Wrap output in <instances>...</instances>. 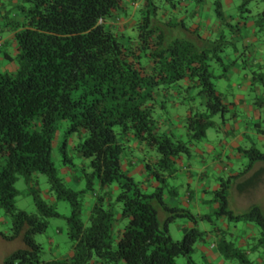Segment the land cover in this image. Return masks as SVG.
<instances>
[{"label":"trees","instance_id":"trees-1","mask_svg":"<svg viewBox=\"0 0 264 264\" xmlns=\"http://www.w3.org/2000/svg\"><path fill=\"white\" fill-rule=\"evenodd\" d=\"M122 1L22 0L17 5L20 21L11 14L13 8L0 0V9L7 7L3 27L13 30L15 42L13 56L3 49L0 55L18 63L15 70L0 69V209L10 223L0 236L21 243L2 264H178L181 256L185 264H197V246L209 233L194 227L181 240L173 239L171 222L196 218L188 209L167 205L164 195L177 194L169 179L178 170V158L191 155L192 145L204 142L209 128H218L215 118L229 113L215 83L232 67L225 51L232 48L238 53L236 60L245 61L246 49L239 52L227 38L225 30L235 29L220 0L215 10L223 27L215 38L204 37L201 29L185 19L166 17L167 10L176 7L172 0L161 5L146 0L137 34L129 40L103 22ZM253 2L264 0H243L240 19L246 20ZM254 24L257 32L264 30V9L254 16ZM252 75L264 88V66L252 70ZM186 79L183 90L196 89L187 100L204 96L206 101L200 100L197 110L186 117L184 140L159 130L156 108L166 107L164 100L157 101L161 89ZM255 104L264 115V94L255 97ZM61 129L64 135L58 148L71 173L81 174L83 188L70 186L54 162V142ZM259 130L264 133V128ZM131 134L155 149V161L145 165L149 178L159 182L152 191L123 169L126 145L122 138ZM72 135L79 139L71 146L78 152L79 166L67 152ZM241 150L247 163L238 175L221 179L215 198L219 206L207 217L213 224L219 219L251 222L260 231L244 248L235 236L220 229L217 247L227 264H255L251 254L264 251L261 206L253 205L240 214L229 208L233 179L264 162V151L255 144ZM39 175L47 177L57 199L71 205V214L65 218L72 253L63 260L44 259L43 244L36 240L47 231L51 218L62 216L36 189ZM20 178L32 189L35 212L16 205ZM88 194L94 195L89 208ZM118 220L126 224L115 238Z\"/></svg>","mask_w":264,"mask_h":264},{"label":"crops","instance_id":"crops-1","mask_svg":"<svg viewBox=\"0 0 264 264\" xmlns=\"http://www.w3.org/2000/svg\"><path fill=\"white\" fill-rule=\"evenodd\" d=\"M21 1L5 0V3L8 8H13L11 14L23 21L17 9V5ZM216 1L204 0L198 4L195 0H178L175 2V8L167 10L166 17L172 16L177 17L179 20L185 19L189 25L201 29L204 37L215 38L221 33L223 27L216 14H212ZM145 2L146 0H123L120 7L114 10L103 22L116 30L119 35H126V40H129L137 34V22L139 20L137 13L142 14ZM230 3V0L226 1V4L229 5ZM222 6L225 11L223 4ZM7 7L0 9V49L11 52L13 56L15 52L14 32L10 28H4L2 23V16ZM259 12L253 13L251 11L250 14H247L246 20H243L238 15L232 16L225 11L226 19L233 22L234 25L235 30H230L232 31L230 35L233 38V43L239 51L246 49L245 61L242 59L236 60V52L231 56L226 54V60L232 63V67L224 78L215 80L218 92L221 93L224 102L229 105V113L225 118L216 117L219 128L214 133H209L210 131L207 130L206 140L192 145L191 155H183L178 158V170L175 176L171 178V186L176 189L177 194L173 195L167 192L164 195V201L167 205L188 209L195 215L196 221L179 219L173 222V225L179 229V234H185L187 230L194 227L207 230L209 233L206 241L198 244L194 254L198 264L199 257H203L204 262L228 263L217 247L221 235L220 229L227 231L233 237L235 236L238 245L244 248L253 243L254 237L259 232L257 225L251 222L229 223L227 220L219 219L216 224H213L207 217L212 215L219 206L215 198L216 193L221 189V179L238 175L244 168L247 159L241 149L249 147L252 142H259L264 147V133L259 130L264 128V115L263 111L255 104V97L263 95L264 88L253 79L252 75V70L264 66V38L259 37L258 34L262 31L257 32L254 24V16ZM197 17L199 18L197 19ZM17 67L16 61L12 58L0 55L1 70L12 71ZM187 83L188 80L186 79L170 89H161L157 101L164 100L166 107L157 106L156 108L159 130L165 134L174 132L184 140L187 139L186 117L197 110L200 100L203 104L206 101L204 96L195 99V101L187 100L188 97L196 93V89L187 92L183 90ZM233 87L237 89V92L231 95ZM73 138L75 140L72 139L70 142V148L71 145L79 142L77 137ZM122 140L126 145V155L123 161L125 173L134 177L147 191H152L159 185V182L149 178L145 171V165L149 161H155V149L135 139L134 134L128 135L126 138L123 137ZM71 172V169H69L68 174L70 175L68 176H71L77 185H81L83 183L81 174H72ZM258 172L261 177L257 180L260 182L257 187L261 186L263 188L264 162H257L249 172L233 179L230 196L242 195L244 198L241 200L243 203H236L237 207L233 209L235 213L245 212L244 208L238 210L241 204L245 205L243 207L248 205L250 208L258 202L253 195L256 185L247 184L245 187H243V184L241 185L243 180L249 181ZM239 188H241V192H239ZM52 196L55 197L54 194ZM92 204V202H89L88 208ZM0 216V221L7 223L6 217L4 215ZM160 216L164 218L162 211ZM120 229H117L115 238L118 237ZM71 253V249L65 254L58 251L53 254V258L58 257L63 260L68 258ZM251 258L255 261V264H264V251L252 253Z\"/></svg>","mask_w":264,"mask_h":264},{"label":"rangeland","instance_id":"rangeland-1","mask_svg":"<svg viewBox=\"0 0 264 264\" xmlns=\"http://www.w3.org/2000/svg\"><path fill=\"white\" fill-rule=\"evenodd\" d=\"M172 1L175 3L178 0H172ZM212 1L214 2L216 0H212ZM220 1L224 5L225 11L228 14H231L232 16L239 15V13H237V12H239V7L242 4L243 0H230L231 3L229 5L226 4L227 0H220ZM157 2L159 3V5H161V4L165 3V0H157ZM249 8L251 9V11L253 13H257V12L262 11L264 9V3L253 2L249 5ZM212 14H216L215 5L213 6ZM138 16H141L140 12L137 13V17ZM198 18L199 17H197V19ZM2 23H3V21H2ZM187 23H188V21H187ZM0 25H1V23H0ZM228 30L225 31V34H226L227 38L231 39L233 42V38L230 35V34H232V31H230L232 29L228 28ZM258 35L260 38H264V30H262V32H260ZM225 53L229 54V56H231L235 53V51L232 48H228L225 51ZM17 65H18V63H17ZM231 91H232V93H231V95H232V94L237 92V89L235 87H233L231 89ZM218 128H216V127L215 128H209L208 131H210L209 133H214L215 130ZM63 135H64V132H62V129H61V132L58 133L57 139L54 142V151H53L54 162L56 164V167L59 169L61 176L63 178H65V180L67 181V183L70 186H73L77 189L83 188V187H85L84 181L81 185H77L74 182V180L72 179V177L68 176L69 175L68 174L69 165L67 163H65V161L63 159V155L58 148V143L60 142ZM73 137H77V136H74V135L69 136V143L72 141V139L75 140ZM252 144H255V146H257L259 149L264 151V147L262 145H260L259 142H255V143L252 142L249 146H251ZM71 146H74V144ZM67 152H68V154H70L71 156L74 157V163L77 166H79L81 163V160L77 157V155H78L77 150H74V149H71L70 147H67ZM81 168L82 167H80V169ZM259 177H261V174L258 172L249 181L243 180L241 182V185L243 184V187H245V185L247 186V184H251L254 186L256 185L255 189L253 191V195H254L255 199L257 198L258 202H256L255 204L261 206V208L264 209V187L263 188L261 186L257 187V185L260 184V182L257 181L259 179ZM169 183L171 185V183H172L171 178L169 179ZM16 186L20 192L18 194V196L16 197L17 207L19 209H23V210H26L28 212H35L37 210V208L35 205L34 195L31 194L32 189L28 188V186L25 183V180L23 178H20L17 181ZM35 187L37 190L38 189L40 190V195L43 199H45L49 203L56 205L57 210L62 215L61 217L51 218L47 231L44 234H39L36 236V240L43 244V247H44L43 257H44V259L50 260L54 257L53 254H55V252L59 251L61 254H65L68 250L71 249V241H70V239L66 233L67 220L65 218L71 214V205L66 200H63V199L59 200V199L52 196L51 186H50V183H49V181L45 175H39L38 182H37V185ZM33 189H35V188H33ZM239 192H241V188H239ZM243 199L244 198L242 197V195L230 196V194H229V208L232 210L236 209V207H237L236 203H238V204L243 203L241 201ZM88 202L94 203V195L88 194L86 196V204H88ZM218 204H219V202H218ZM243 206H245V205L241 204L238 210H240L241 208H244V210L246 212L253 205L250 208L248 207V205H246V207H248V209H246V207H243ZM242 212H244V211H242ZM0 215L5 216L4 211L2 209H0ZM0 218H1V216H0ZM6 219H7V217H6ZM125 224H126V221H124V220L119 221L118 220L117 223L115 224V232L117 231L118 228H121V229L124 228ZM173 224H174L173 222L170 223L169 232H170L171 236L173 237V239L181 240L184 237V234H179V231H178L179 229L176 228ZM9 226H10V223H9L8 219H7V223H2L0 221V231L7 232L9 230ZM257 228H258L257 230L260 231V228L258 226H257ZM198 229H200V228H198ZM200 230H203V229H200ZM19 246H21L20 242H18V241H7V240H4L0 236V264H2L3 260L5 259V257L7 255H9L11 252L16 250ZM198 261H199V264H206L207 263V262L203 261V257H199ZM177 263L178 264H185L186 263L185 257H183V256L178 257ZM119 264H125V263L121 262Z\"/></svg>","mask_w":264,"mask_h":264}]
</instances>
